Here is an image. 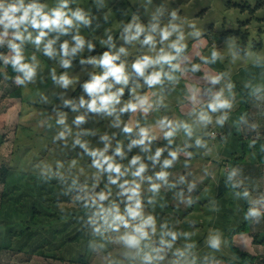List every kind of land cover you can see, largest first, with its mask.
<instances>
[{
    "label": "rangeland",
    "instance_id": "1",
    "mask_svg": "<svg viewBox=\"0 0 264 264\" xmlns=\"http://www.w3.org/2000/svg\"><path fill=\"white\" fill-rule=\"evenodd\" d=\"M32 2L45 5V11L61 4V0H25ZM63 10L69 15L79 10L87 23L74 21L67 32L45 30L39 47L32 40L15 41L21 46L23 63L34 68L30 81L19 84L18 75L7 76L15 56L8 45L12 30L0 44L3 222H13V231L18 232L21 223L29 224V209L36 201L40 221L48 230L26 248H22L24 238H14L13 247L1 241L0 264H75L70 260L73 255H84L89 264H201L211 256L237 259L230 233L248 216V231L234 234L233 243L255 256L256 264H264V163L257 161L252 148L254 139H264V0H68ZM230 29L247 31V37L218 40L220 33ZM38 31L28 28L33 39ZM165 32L167 39L162 36ZM149 36L151 42L145 43ZM77 37L84 43L73 53ZM49 40L54 41L51 57L43 51ZM65 43L67 55L62 49ZM173 44L183 50L177 54ZM238 47H243L240 52ZM104 53L115 58L112 63L122 68L123 78L117 82L109 75L103 80L102 95L116 99L111 111L94 112L87 107L93 95L83 86L108 73L109 68L100 63ZM161 55L175 59L150 64L143 76H136L135 64ZM155 72L161 73V80L149 86L146 78ZM61 77L69 81L66 86ZM20 85L24 106L21 98L11 95ZM217 96L227 107L212 111L209 105L217 103ZM142 99L147 102L141 106ZM129 104H136V110L121 111ZM202 114L207 122L201 120ZM78 117L83 120L76 123ZM162 119L171 122V137L165 136L169 128H161ZM125 127L132 131L126 133ZM141 128L148 130L151 140L129 147L140 138ZM106 147V156L122 171L129 169L117 184L109 179L115 173L93 166L98 157L90 153ZM117 147L122 155L116 154ZM158 149L161 155L153 160ZM172 152L176 159L165 168ZM241 154L245 157L230 168L233 157ZM135 156L140 161L130 166ZM139 163L146 166L143 179L131 175ZM8 166L6 184L1 171ZM161 171L168 173L166 183L157 179ZM39 180L46 181L44 196L39 189L34 191ZM125 180L140 184L141 216L135 220L126 216V207L134 201L119 187ZM152 184L160 185L156 192ZM5 192L16 200L23 195L18 209L2 199ZM101 193L106 197L103 201ZM59 197L64 201L55 200ZM101 208L118 209L129 226L119 222L118 227L111 226V215L105 223ZM251 210L258 215H249ZM149 216L154 225L145 228L147 237L129 246L123 237L138 235L134 228ZM82 228V235L69 242V234ZM213 239L219 247L211 246ZM38 249L57 256L40 254ZM206 264L231 263L216 259Z\"/></svg>",
    "mask_w": 264,
    "mask_h": 264
},
{
    "label": "clouds",
    "instance_id": "2",
    "mask_svg": "<svg viewBox=\"0 0 264 264\" xmlns=\"http://www.w3.org/2000/svg\"><path fill=\"white\" fill-rule=\"evenodd\" d=\"M68 0H61V4L57 8H53L50 11H45V5L38 4L36 2L32 3H25V0H0V26L3 28V32L0 33V44L4 43V37H7L9 35V30H12L11 36L12 39L8 41L9 47L14 50L15 56L11 58V63L14 68V70L18 72L23 73V78L17 77V83L24 84L26 80L30 81L32 77L34 76V68L30 66L27 63H23V56L21 54V46L20 44L16 43L15 41H20L21 44L24 42V40H32L33 43H35L38 47L43 42L44 38L47 35V32L45 30H60L61 32H67L68 28L71 27L74 23V21H82L84 23H87V20H85V17L82 15V13L77 10L75 12H72L71 15L66 13L63 9L67 8ZM31 27L33 29H37L38 34L33 39L32 34L28 32V28ZM139 32V29L137 30ZM25 33H28L27 36ZM169 33L165 32L162 34L163 39L168 38ZM151 37H147L145 40V43L151 42ZM77 44L75 48H72V52L74 53L77 48L81 47L84 43L82 39L79 37L76 38ZM54 41L49 40L47 43L44 44L43 51L46 56L51 57L53 55V48L52 44ZM91 47V45H89ZM171 47H173L177 54L183 50L182 46H177L176 44H173ZM62 49L65 55L68 54V44L65 43L62 45ZM215 56V53L213 54ZM115 58L110 56L108 53H104V56L100 63L106 67L109 68L108 73L103 77H96L91 83H86L83 87L87 93L90 95H93V99L90 103L87 104V107L89 110L97 112L102 110H109L110 105L113 103V101L116 99L113 95H102L105 90V85L103 84V80L107 79V77L110 75L115 78L117 82H120L122 77V68L113 65L112 61ZM175 57L171 55H161L158 57L155 61L150 59L149 57H144L143 60L137 64L134 65L135 70L141 75H144V69L150 64L153 63H171L172 60H174ZM7 62V60H6ZM65 66H67L68 62H64ZM169 79H172L171 76H169ZM61 80L63 81L64 85L66 86L69 81L61 77ZM161 80V73L155 72L152 75L148 76L146 78V82L149 86L158 84ZM217 103L209 105V107L212 109V111H216L217 108H223L227 107V104L225 102H222L219 100V96L216 98ZM99 101V107H97V102ZM118 102V101H117ZM147 101L146 99L140 100V105L142 106ZM80 104L83 106L85 104V101L81 99ZM137 108L136 104H129L126 106V108L121 109V111H127L131 109L132 111H135ZM144 111H147L145 108ZM83 120V117H78L76 120V123H79ZM201 120H204L205 122L208 121V117L205 115H201ZM60 123H63V120L60 121ZM159 124L161 128H169L170 130L165 133L166 137H171L173 135L174 129L172 127V124L170 121L167 120H160ZM185 128H187V125H184ZM124 131L126 133L131 132L132 129L125 127ZM189 135H191V132L189 130ZM64 136V133H60V137L62 138ZM139 139L133 140L132 144L129 145L131 147L132 145H145L146 140H151V137L149 136V132L147 129L141 128L139 130ZM103 139L107 140V137H103ZM76 143H80L79 140L76 141ZM197 144L200 143L199 140L196 142ZM81 147H85V145H81ZM145 150H147V146H145ZM107 151V147L104 149V151H92L90 155L92 157H98L93 160V166L102 171H106L108 173H115V176H109L110 182L112 184H117L120 180V177L124 176L129 169L125 168L124 171H122V166L120 164H117L113 161V158L110 156H106L105 152ZM160 149H158L155 153V156L152 157L153 160L157 159L161 155ZM116 154L122 155L121 149L119 147L116 148ZM171 159H166L164 161V167H168L172 164L173 160L176 159V152L170 153ZM140 161L139 156H135L130 161V166L137 165ZM145 165L143 163H139V166L135 169V171L131 172V175L133 177H139L143 179L142 174L145 172ZM167 176L168 173L161 171L157 173V179L167 182ZM151 179V178H149ZM126 185H129L126 187ZM119 187L123 189L125 193H130L128 196L129 201H134V204L129 205L126 207V216L128 218H131L132 220H135L137 217L141 216V201L139 199V189L140 184L136 183L135 181H132L131 183L127 180H125L123 183L119 184ZM160 185L158 184H152L151 190L153 192H156ZM247 195V193H245ZM106 197L103 193L99 195V200L103 201ZM101 213L103 215V219L105 223H108V216H112V224L113 227H118L117 222L119 224H122L125 228L129 226L128 220L125 218V215L119 214L118 209L108 210L105 212L103 208H101ZM249 215L256 216L258 213L255 210H251L249 212ZM154 221L151 216H149L147 219L142 220V222L137 225L134 228V232L138 235H125L123 239L125 242L131 246L135 247L139 244L140 240L143 238H146L148 233L145 231V228L149 226H153ZM99 231V229H96ZM174 238V237H173ZM211 246L213 248L219 247V241L213 239L211 241ZM146 259H150L149 257H146Z\"/></svg>",
    "mask_w": 264,
    "mask_h": 264
},
{
    "label": "trees",
    "instance_id": "3",
    "mask_svg": "<svg viewBox=\"0 0 264 264\" xmlns=\"http://www.w3.org/2000/svg\"><path fill=\"white\" fill-rule=\"evenodd\" d=\"M247 34H248L247 31L242 32L240 29H238V30H232V29L225 30L224 32L220 33V35H218L219 36L218 40H220V41L226 40L232 35L240 36L244 40L247 37ZM209 41H211V40H209ZM255 46H256V42H255ZM111 48H112V45H110L107 48V50H109ZM242 48L243 47H238L237 51L240 52L242 50ZM253 48H255V47H253ZM244 51H245V49H244ZM145 69H147V68H145ZM220 73L222 74L223 72H220ZM17 75H18V77H21V72H18L16 70H14V68L12 66V63L8 64V74H7V76L9 78H14ZM136 76H139L138 72H137ZM136 76H135L133 84L136 83ZM127 92H129V89H127ZM11 95L13 97H16V98H21L22 106H24L26 104V102L24 100L23 89H22L21 85L17 89H15L13 92H11ZM240 141L242 143L243 139L241 138ZM252 142H253L252 148H255L256 151H257L256 152L257 161L259 163H264V139H254ZM245 144H246L245 142L242 143L243 148H245ZM244 157L245 156L242 155V154L239 155L238 157L234 156L233 159H232V162L233 161L234 162L230 163V168L237 164V162H238L237 160H239L240 158H244ZM10 171H11L10 170V166L4 167L3 170L1 171L2 172L1 174L3 175L2 179H3L4 183H6L7 178L10 175V173H9ZM40 182L42 184L41 190H40V187H39V183ZM229 182H231V181H229ZM34 184H35L34 191L39 189L38 190V191H40L39 194L44 196L45 195L44 192L47 191L46 181L39 180V181H36ZM17 189H18V187H15V190H17ZM9 194L10 193H8V192L3 193L2 194V199L5 200V202L10 204L11 206H13L16 209H18L20 207V204H21L20 202L23 199V195H21L20 198L18 200H16V199H12ZM66 197L67 198H65V199L70 198L69 196H66ZM55 200H57L59 202L64 201V199H62L61 197H59L58 199L55 198ZM49 201H50V199H49ZM36 205H37V202L33 201V205L29 209L30 212H31L30 218L28 219L29 224L26 226L23 223H21L20 224L21 228L18 229V232L17 231H13L14 230L13 222H9V221L6 222V223L3 222V217H4L5 213L3 212L2 207H0V242L2 241L4 243V242L7 241L6 245L8 247L9 246L13 247L12 242L14 240H16L14 238H17V237L24 238L23 240L26 241V242L22 245V248H24V247L26 248L28 245L29 246L33 245V242H34L35 239H37V236H43V235H45L48 232V230H46V228H45V224H43L40 221V215L38 213V209H37ZM246 206H248V203H246ZM247 213H248V210H247ZM249 224H250V219H249V216H248L247 219L242 224H240L239 226H237V227H235L234 229L231 230L230 237H229V243H230L231 249L234 250V252L237 254V259H232V258H227V257L225 258V257H220V256H211V257H209L207 259H204L201 264H206V262L211 261V260H216V259L217 260H219V259L227 260L231 264H256L255 263V260H256L255 256H253V255H251V254H249L247 252L241 251L233 243V235L236 234L237 232L246 233L248 231ZM84 230L85 229L82 228L81 229L82 232L80 230H78L74 234H72V233L69 234L68 241L72 242V241H75L76 239H78V236L82 235ZM36 251L38 253H40V254H44V255L50 256V257H56L57 256L54 252L53 253L52 252L51 253H45L44 251H42L40 249H38ZM70 260L73 261L75 264H89V259H87L84 255H79V257L76 256V255H73Z\"/></svg>",
    "mask_w": 264,
    "mask_h": 264
},
{
    "label": "built area",
    "instance_id": "4",
    "mask_svg": "<svg viewBox=\"0 0 264 264\" xmlns=\"http://www.w3.org/2000/svg\"><path fill=\"white\" fill-rule=\"evenodd\" d=\"M212 134H213V135H216V133H215V132H212Z\"/></svg>",
    "mask_w": 264,
    "mask_h": 264
}]
</instances>
